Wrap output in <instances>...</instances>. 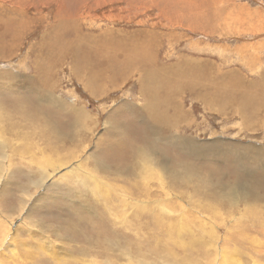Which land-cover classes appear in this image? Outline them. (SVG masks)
Listing matches in <instances>:
<instances>
[{"label":"rangeland","instance_id":"obj_1","mask_svg":"<svg viewBox=\"0 0 264 264\" xmlns=\"http://www.w3.org/2000/svg\"><path fill=\"white\" fill-rule=\"evenodd\" d=\"M144 31L156 36L144 42ZM133 48L144 63L128 59ZM175 108L168 133L156 112ZM0 119L30 141L40 126L60 128L69 158L77 139L85 148L45 188H34L31 158L7 151L0 264H264V0H0ZM76 125L87 129L71 140ZM141 128L197 148L156 147ZM164 164L174 192L146 176Z\"/></svg>","mask_w":264,"mask_h":264},{"label":"bare ground","instance_id":"obj_2","mask_svg":"<svg viewBox=\"0 0 264 264\" xmlns=\"http://www.w3.org/2000/svg\"><path fill=\"white\" fill-rule=\"evenodd\" d=\"M134 50L133 51H130L131 52V54L129 55L130 57H128V59L129 60H133V58L135 57V56H140V54L142 53L143 55H142V62H143V60L144 59H146V52L145 51H140L142 48H133ZM131 50V49H130ZM101 60H102V62H104V63H106V64H109V65H112L111 63H110V61H109V58H108V54H103V55H101L100 57H99ZM99 58H97V59H99ZM103 58V59H102ZM99 59V60H100ZM127 59V60H128ZM128 60V61H129ZM75 61H76V59H75ZM90 63V62H89ZM144 63V62H143ZM92 66V65H91ZM110 68V67H109ZM130 69V67L128 66L125 70H124V72L123 73H121V74H126L127 72H128V70ZM110 70V69H109ZM122 70V69H121ZM181 70V69H180ZM92 71H93V69H92ZM116 71H118V70H116ZM94 73V72H93ZM101 73H103L102 71L100 72V74ZM109 73H111V74H113L114 73V70H111V71H109ZM98 75V71L97 72H95L93 75H96L98 78H100L101 77V75ZM111 74H110V76H111ZM115 74V73H114ZM121 74H120V78H121ZM157 75V73H155L154 72V76H156ZM162 74H160V75H157V77H158V82H164L165 80L168 82V83H170L169 82V79H168V76H165V78H163L162 76H161ZM164 76V75H163ZM188 76H190V75H188ZM218 77V76H217ZM116 78V77H115ZM208 78V77H207ZM165 79V80H164ZM204 79V78H203ZM218 79H221L220 77L218 78ZM217 79V80H218ZM226 79V78H225ZM229 79H231V78H229ZM226 80H228V79H226ZM205 81V80H204ZM208 81V83H209V85H207V83H206V86H207V88L208 87H212V90H216L218 93H220L219 92V89L217 88L218 86H222V84L223 83H214V82H211V81H209V80H207ZM213 81H216V80H214L213 79ZM233 81V80H232ZM198 81H192V83L193 84H191V86L193 87V88H195V86L196 87H198V84H199V88H197V90L200 92V94L199 93H197V95H199V96H201L202 94L204 95V93H201L202 91L201 90H203L204 88H203V84L202 83H198V84H195V83H197ZM225 82V81H224ZM188 84H189V86H190V83H191V81L190 82H187ZM187 83H185V84H187ZM172 84H174L173 82H172ZM146 85H148V84H146ZM155 85V83L153 84V85H151V86H149V87H153ZM224 85V84H223ZM229 85H231L230 87H228L229 89L227 90V94L229 93V95H232V96H234V94H235V92H236V83H232V84H230L229 83ZM228 85V86H229ZM89 86V85H88ZM239 86V85H238ZM174 87H175V84H174ZM188 87V86H187ZM205 87V86H204ZM213 87H215V89L213 88ZM225 87V86H224ZM188 88H190V87H188ZM95 89V88H94ZM226 89V88H225ZM142 90L143 91H147V90H145V84H142ZM209 90H210V88H209ZM204 91H205V89H204ZM203 91V92H204ZM222 91V90H221ZM93 92V91H92ZM195 93H196V91H195ZM208 91L206 92L205 91V94H207L206 96H203V97H206V98H204V101H209L208 103H207V106H211L210 105V101L211 100H209L210 98H208ZM212 94V93H211ZM212 95H214L213 96V98H212V102L213 101H215V100H217L218 98H219V94L217 95V96H215V94H212ZM201 96V97H202ZM236 96V95H235ZM243 96H244V94H243ZM218 97V98H217ZM228 97V96H227ZM233 98V97H232ZM237 98V97H236ZM236 98H234L235 100H236ZM202 99V98H201ZM200 99V100H201ZM203 100V99H202ZM223 100V102H224V99H222ZM240 100V99H239ZM237 101V100H236ZM53 102V101H52ZM220 103V102H219ZM233 103V102H232ZM247 103V102H246ZM248 103H249V101H248ZM251 103V102H250ZM212 104V103H211ZM245 104V103H244ZM252 104V103H251ZM219 105V104H218ZM234 105V104H233ZM241 106H242V104H241ZM251 106V105H250ZM72 107V106H71ZM234 107H235V105H234ZM244 107V106H243ZM24 108V107H23ZM62 108V107H61ZM70 109V108H69ZM72 109H73V107H72ZM80 109V108H79ZM227 109H229V108H227ZM180 112L181 111H179L177 108H175L174 110H173V113L174 114H172V115H167L166 113H157L156 112V114H157V116H156V118L157 117H159V118H157V120H155V121H158L159 120V125H161L162 124V128H166V130H167V132L168 133H172V131L170 130V129H168L166 126H168V127H172V128H174V126L176 125L175 124V119H173V118H171L172 116H174L175 115V113H177L178 114V116H180ZM85 113H86V111H85ZM78 114V113H77ZM84 114V113H83ZM182 114V113H181ZM26 115H29V113H27ZM248 115V114H247ZM86 117H88V115L86 116ZM85 117V118H86ZM90 117V116H89ZM84 118V117H83ZM82 121V120H81ZM68 122V121H67ZM80 124V123H79ZM90 128V127H89ZM161 128V126H158V129H160ZM17 127H15V126H11V125H5V124H2L1 123V119H0V180L2 181V178H4V177H6V176H11L12 174H11V169H10V171H9V169L8 168H11V167H13V163L11 162V161H9L8 160V158H10L12 155L11 154H13V156L14 155H17V156H20V157H22V158H25V157H29V158H31V160H30V167H29V174H30V176L31 175H33V174H35V173H37V174H39V176H40V180H39V182L38 183H36L35 185H34V188H45V187H47L48 185L47 184H49L48 182L50 181V184L52 183H54L53 181L51 182V179H52V173H51V171H56L57 169H59V168H61V167H64V166H66L67 164H69L70 162H72V161H74L76 158H77V155L79 154V153H81L82 151H84L85 150V148H84V150L82 149V146L84 147V143H81L82 142V139L80 140V139H77V141L79 142V143H77V152L75 153V154H73L70 158L67 156V153H68V155H71L72 153L71 152H67V149H66V145L68 144L67 142H66V140H65V135H64V133L60 130V128H58V127H56V126H54V127H52V126H40L39 127V129H36L34 132H35V136H36V141H30L32 138H34V134H26L25 133V136L24 137H21L20 136V134L17 132ZM87 129V127H85V126H81V125H76V126H74L73 128H72V131H71V133L70 134H68V135H70L69 136V139H71V140H74V139H76L77 138V135H78V133L81 131V130H86ZM141 129H143V128H141ZM91 130H92V128H91ZM144 130V132H145V135H148V137L150 136V135H154V136H156V138L157 137H159L160 139L158 140V139H156L155 137V139L157 140V142H154L155 143V146L156 147H161V146H168V145H171V146H176V147H178L179 145L181 146V145H184L185 147H186V155L187 156H190L191 154H192V151H194V149H196L197 147H195V146H197V144H194L195 142H193L192 140H191V142L190 141H186V140H183V141H181V139H178V138H176V137H169V138H163L162 136H158V135H156V132H155V130H154V132H152L151 134L150 133H147L146 132V130L145 129H143ZM67 134H66V136H68ZM141 135H143V133L141 134ZM84 136V135H83ZM127 137H129V136H127ZM153 137V136H152ZM162 137V138H161ZM85 138V137H84ZM126 138V137H125ZM153 138V139H154ZM148 139V138H147ZM16 140H17V142H16ZM131 138L129 137V139L128 140H126L127 142H125V143H122L121 144V148H124V147H126L127 145H132L131 144ZM178 140H180L181 142H178ZM75 145V144H74ZM190 145H193V146H191L190 147ZM80 146V147H79ZM188 147H190V148H188ZM190 149H193V150H190ZM217 149V148H216ZM154 150V149H153ZM210 150V149H209ZM218 150V149H217ZM7 151H12L11 152V154H8V152ZM204 151V150H203ZM210 152V151H209ZM217 153V152H216ZM215 153V154H216ZM232 153V152H231ZM137 155H138V153H136ZM205 153H201V155H204ZM226 154V153H225ZM228 154V153H227ZM136 155V156H137ZM146 155V154H145ZM195 155V154H194ZM150 156H151V154H150ZM193 156V155H192ZM191 157V156H190ZM195 157V156H194ZM114 158H115V156H112L111 154H110V157H108V159L110 160V162L114 165ZM127 160L128 159H126L125 160V163L127 162ZM144 160V159H143ZM152 160V159H151ZM157 161V160H156ZM29 162V161H28ZM135 164H134V166L136 165V162L135 161H133ZM152 162V161H151ZM150 163V162H149ZM162 163V162H161ZM150 165V164H149ZM34 167H36V171H34L33 169H34ZM155 167V166H154ZM163 169L162 170H165V171H157V172H151L150 171V173L151 174H146V176H148V179L149 180H151V178L154 180V182L156 181V180H159L160 182H161V186L162 185H166L167 186V188L168 189H170L171 191H173L174 192V190H173V188L169 185V183H167L166 181H167V179H168V177L167 176H170L169 174H166V171H168L169 170V168H167V164H164L163 166ZM143 168H145V169H148V163L146 164L145 163V161L143 162ZM151 168V167H150ZM105 169V168H104ZM110 169V168H109ZM236 169V168H235ZM238 169V168H237ZM149 170V169H148ZM179 171V170H178ZM142 172H143V174H144V171L142 170ZM172 172V171H171ZM137 174V176L140 178V176H139V174L138 173H136ZM174 174V173H173ZM175 174H177V173H175ZM180 174V173H179ZM186 174V173H185ZM187 175V174H186ZM177 176H179V177H181L180 175H177ZM177 178L176 177V175L174 176H172V178H171V180H172V182L171 183H173L176 179H173V178ZM90 178H91V180L93 181V183H94V189L95 190H93V189H91L90 190V192L92 193V194H94V192L96 191V193H97V195L98 196H101V194L103 195V190H102V184H103V182H102V180L99 178V175L94 171V173L92 174V175H90ZM8 179V178H7ZM5 181V180H4ZM157 182V181H156ZM166 182V183H165ZM3 184V183H2ZM6 184V183H5ZM160 186V185H159ZM108 187L110 188V189H112V191L113 192H116L117 193V190L115 189L114 190V186H112V185H108ZM105 188V187H104ZM31 189H33V188H29V190H31ZM32 191V190H31ZM30 191V192H31ZM108 191V189H106L105 188V192H107ZM122 191H123V188L120 190V192H119V194H122ZM176 191V190H175ZM32 193V192H31ZM230 193V192H229ZM26 194H28V192L27 193H25L23 196H22V198H23V202H22V204H21V210H19V212L17 213V215H19L20 213H21V211H22V209H23V207L26 205V200H24V198L25 197H27V195ZM231 198H233L232 196H231ZM228 199H229V197H228ZM165 201H167V200H165ZM230 203H231V201H230ZM159 204V203H158ZM159 206V205H158ZM157 206V210L158 211H161V212H163V214L164 215H171V214H173L174 212H172V211H170V212H168L167 210H166V208L164 207V206H161L160 208ZM139 207H141V206H139ZM17 210H15L14 212H16ZM110 212L112 211V213H113V215L114 216H117L118 214L117 213H115V211H113V210H109ZM2 212L0 211V214H1ZM11 215V214H10ZM12 216H14V214L13 215H11V218H12ZM169 227V226H168ZM169 232H174L175 230H173L172 228H170L169 230H168ZM4 240V239H3ZM193 247V246H192ZM2 251V250H1ZM124 251H126V252H128L129 254H130V251H129V249H127V250H124ZM123 254L124 255H126V253L125 252H123ZM1 255V254H0ZM198 256V255H197ZM207 256V255H206ZM205 256V257H206ZM127 257H129V256H126L125 257V259L127 258ZM180 259H178V260H176L175 261V264H183L186 260H185V257H179ZM196 260H198L199 258L198 257H194ZM208 259V257L206 258V260ZM163 263L164 264H168V262L167 261H163Z\"/></svg>","mask_w":264,"mask_h":264},{"label":"crops","instance_id":"obj_3","mask_svg":"<svg viewBox=\"0 0 264 264\" xmlns=\"http://www.w3.org/2000/svg\"><path fill=\"white\" fill-rule=\"evenodd\" d=\"M139 35L141 36V38H142L141 40L142 41L146 40V38H148V37L156 36L155 32H151V31H144V32L136 33V37L139 36Z\"/></svg>","mask_w":264,"mask_h":264}]
</instances>
